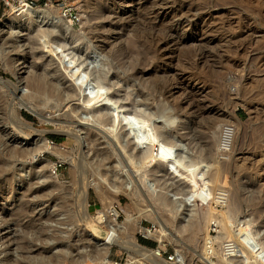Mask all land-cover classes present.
I'll return each instance as SVG.
<instances>
[{
  "label": "rangeland",
  "instance_id": "obj_1",
  "mask_svg": "<svg viewBox=\"0 0 264 264\" xmlns=\"http://www.w3.org/2000/svg\"><path fill=\"white\" fill-rule=\"evenodd\" d=\"M57 1L61 0H55L59 7ZM20 3L0 0V49L5 52V58H0V163H7L9 170L0 176V264L5 259L7 264H39L36 258L48 261L53 257L56 261L51 259V264L64 258L66 264H73L65 254L67 249L76 256L84 254L83 248L90 243L87 239L91 236L87 228L90 222L85 226L80 220L81 190L86 193L88 212L93 217L113 202L121 214L119 222L131 212L140 224L153 231L160 230L162 225L170 233L161 241L138 233L136 227L130 233L137 243L157 249L164 258L180 251L188 264H264V0L61 2V6L68 5L81 18L72 22V29L108 61L109 88L101 95L95 92L94 105L90 103L89 108H101L105 103L117 108L120 102L128 107L135 100L130 102L126 98L127 90L133 93L132 98L147 101L151 108L163 106L167 114L177 117L178 127H184L173 130H177L183 144L207 173L205 180L194 181L195 208L201 227L194 237L190 228L180 232L171 206L159 202L143 186V176L151 173V164L143 159L131 162L111 123L101 124L94 116L78 117L76 110L87 109V104L83 101V89L78 88L67 65L73 53L66 60L60 56L75 50L73 38L64 39V47L58 51L53 40L50 42L33 27L35 35L19 32L22 21L8 26ZM29 3L44 6V0ZM55 6L48 9L57 12ZM54 59L58 67L53 66ZM40 79L45 80V87L53 84L60 88L59 95L34 86ZM28 106L38 114L30 112ZM12 109L28 125L19 124ZM223 125L235 127L236 132L233 150L220 153L217 145ZM125 128L120 127V133ZM35 130H42L47 141L65 152L64 157L47 150L37 158H9L13 149L32 147ZM68 131L87 135L86 147L80 149L77 138ZM82 156L84 160L80 161ZM118 158L122 161L118 170L132 180L130 193H113L109 181L104 179L109 176L105 171H110ZM45 160L52 163L46 169L56 176L57 186L45 188L39 175L25 181L12 180L20 165L40 168ZM101 160L104 162L100 165ZM92 179L103 180L102 192L89 184ZM147 206L157 214L148 215ZM212 218H218L224 239L237 244L235 258L220 256V241L224 239L214 240V260L205 257L204 237ZM101 226V231L107 230ZM217 233L218 230L211 232L212 236ZM143 239L154 243H145ZM119 247H111L109 258L126 264L129 254Z\"/></svg>",
  "mask_w": 264,
  "mask_h": 264
},
{
  "label": "bare ground",
  "instance_id": "obj_2",
  "mask_svg": "<svg viewBox=\"0 0 264 264\" xmlns=\"http://www.w3.org/2000/svg\"><path fill=\"white\" fill-rule=\"evenodd\" d=\"M20 1H21L20 5L16 8L17 12L15 11V13L11 15L12 19L9 20L11 23L10 24L8 23L9 24L8 26L11 27L17 26L15 24L18 22L21 23L20 21H22L23 28L27 29L29 27L30 28L33 27L35 30H37V32L44 33L50 42L53 40V42L56 43L55 50L58 51H60V49L64 47V43L66 41V40L64 41V39L66 38L68 39V37L73 38V42L75 43L74 44L75 46L73 48L75 49L74 51L76 52H74L73 50L69 51V53L63 52L60 56L62 59L66 60L67 55L73 53L71 58H69L67 65L71 72L70 75L75 81V83L78 85V88L83 89L84 92L83 101L84 103L87 104V109L84 110L82 108L81 109L79 108L76 110L78 117L80 119H88L91 116H94L99 123L101 124L111 123L115 127V137L118 140V142L124 143L123 146L126 148V151L128 152V156L131 162L134 159H141V160L143 159L142 161H147L148 164H151L152 167L151 173L145 174V176H143L144 177L143 186H145L146 190L151 195L155 196L159 202L166 203L171 206V208L175 211L176 228L180 232L187 231V229L190 228L191 235L193 237L196 236L200 232L201 227H200V219L199 216H197L196 208H195L196 199H197L196 196L197 190L196 187L194 186V181L196 179L205 180L207 173H206V169L200 165L201 161L198 160L195 157V155L189 149H187V147L183 144L182 140L177 134L178 133L177 130H173L174 127H178V124H176L177 117L173 113L167 114L165 112V108L161 105H157V107L151 108L148 105L147 101L138 102V98L136 99L134 97L132 98L133 93L127 90H125L127 95L126 98L130 99L129 100L130 102H132L133 99L135 100L132 102V104H130V106L128 105V107L126 106L127 105L126 103H128L127 101L126 103H124L126 104L125 106L122 105L123 103L121 104V102L119 101L120 103H118L119 105L117 106V108L114 107L115 105L111 106L110 103H105L101 108H93V107L89 108L90 103L92 104V100L95 98L94 95L97 92H98L97 95H101L103 91L109 88L108 70H107V68H109L108 61L106 60V58L105 59L102 58V54L96 47L92 46L91 43L84 41L81 35L72 29L73 28L71 27L72 21L63 15L59 7L53 4H49L45 6H33L27 0H25V2L24 0H20ZM48 6H55L59 11L57 10V12L56 11L53 12L54 10L52 11V9L51 10L48 9ZM34 7H38V8H34ZM4 23L6 22H3V24ZM62 41H64V43ZM0 58H5V52L3 49H0ZM0 79H2L1 76ZM112 80H114V78ZM55 81L56 80H54V83ZM114 81H116V79ZM44 82L45 80L40 79L38 80L37 85L34 86H37V88L40 89L42 88V90L44 91L46 90L47 93L54 94L56 96L59 95L58 89L60 88L58 89L55 88L53 84H49L48 87H45ZM120 83L122 82L120 81ZM125 91L123 92L125 93ZM116 97L117 99H119L118 96ZM117 101L118 100H116L115 103H117ZM29 109L30 112H33L36 115L38 114V112L33 108H29ZM12 115L13 117L16 118V121L19 124L24 126L28 125V123L24 121L16 113L15 109H12ZM134 117H136L135 119L137 121L134 119ZM224 126L225 125H223L221 128L219 142L217 145L219 147L218 150H220V153H223V151L225 152L224 147L226 145H224L223 143L226 142H224V140L225 141L230 140L229 150H233V142L236 132V129L234 127L232 129V133L230 134L231 137H226V139H229L226 140L223 137ZM120 127H126L125 129L127 130L124 131L123 133H120V129H119ZM182 128L184 127H178V130ZM68 132L70 135H73L75 136V138H77L80 149H84L86 147L87 135L85 136L82 135L81 133L78 132L75 133L72 131H68ZM35 133H36L35 134L36 138L31 143L32 147H25L20 150L13 149L14 152L13 150L10 151V153H8L9 154L8 157L10 158L15 156H22L24 158L25 157L37 158L41 153L47 150L48 151L54 150L61 156L65 154V152L60 150L59 147L52 145L51 141L50 142L47 141L42 130H35ZM0 141H2V139ZM12 152L13 154H11ZM104 155L102 154L101 156ZM81 160H84V156H82V159L80 157V161ZM103 162L104 160H101L99 164L101 165V163ZM50 165H52V163L46 160L44 161V164L42 166H39L40 168L38 167L33 168L32 166L28 167V164L22 166L20 165V167L16 169V173H14L13 176L14 178L12 180H16L18 182V180L21 179L25 181L26 179H29V177H31L32 175H39L40 178L39 181L45 184V188L57 186L56 183L54 182L56 176H54L51 171L49 172V170L46 169V167H49ZM169 166L172 167L173 176H178L177 179H175V177L167 173L166 170L167 168H169ZM120 167H122V161L118 158L115 162L114 167L110 171L109 170L108 171L106 170L107 172L105 171V173H108L107 175L109 176H106L104 179L109 181L111 191L113 193L116 194L130 193L129 191H131V189L133 188L132 180L128 175L124 174L123 172L121 173L118 170V168ZM7 170H8V164L1 162L0 176L5 175L4 173ZM98 172H100V170ZM100 176L104 177V174H101ZM168 178L172 180L169 182ZM102 181L99 179H92L91 181H89L90 182L89 184L93 185L97 191L102 192L103 191ZM4 182H6V180ZM81 194L83 196L81 198V202L79 201L80 203L79 205L81 206L80 220L85 226L86 223L90 222V225L87 224L88 226L87 228H89L90 231L89 236L91 237L87 239L88 241H90V243L89 244L86 243L87 245H85V247L83 248L84 251L82 253L84 254H80L79 256H76L75 253H72L73 251L71 252L68 251L67 249V252H65V254L71 263L88 264L87 263L88 261H92L98 264H114L110 260L109 254L111 252V247L113 245L116 246L118 245L123 249H125L129 254V258H127L128 260L126 264H131L135 261H139L143 264H171L169 262L172 261L162 257L157 249H151L149 247L137 243L134 237H132L130 233V230L136 227L138 233L144 235H151L153 237H156V239H158L159 241H161L163 238H165L166 234L170 233V232L169 233L166 232V230L162 225L160 230L153 231L152 230L153 228L144 227L142 224H140L139 219H137L136 216H134L131 212H127L126 218L123 221L119 222V219L117 220L116 218L109 216L112 208L116 207V203H115L116 201L114 202L115 204H112L113 203L112 202L110 205L105 206V208L98 210V214L93 217L88 212V207H87L88 202L86 199L85 191L81 190ZM219 202H222V200ZM142 209L143 210L141 211H144L143 207ZM139 212H140V207H139ZM145 212L147 214L148 212L157 214L156 210L151 206H147V208H145ZM145 212L144 214H146ZM94 219L97 222H95ZM101 224L103 226H106L107 228L106 231L104 232L101 231L103 228ZM213 227H215V229L218 230V233L215 236H212L211 234L212 232L211 230H213ZM219 227H221V225L219 223L218 218H212L211 221L209 222L207 234L204 237L205 244H204L203 252L205 254V257L208 256V258H210L211 261L214 260L213 255L217 254V251L213 246L214 240L216 241L222 240L225 237L224 233L222 232L220 233L221 228ZM229 228L231 229V224H229ZM242 237L246 243L249 242V239L246 236H242ZM226 241H229L234 245L235 249L233 250V252H229L224 248V244ZM220 243L222 244V248L221 250H219V253L221 254L220 256H222V258L232 259L238 255L237 244L235 243L234 240L224 239L223 241H220ZM89 245H92V248H90L91 246ZM87 246H89L90 249L87 248ZM64 250L66 249L64 248ZM26 258L28 259V257ZM48 258L50 259V257ZM36 259H38L39 264L44 262H46V264H51L50 262L51 259L48 261L47 260L43 261L42 258H36ZM174 260H173L174 264H188L185 259V256L180 251L177 253ZM66 261H67L66 258H64L60 261L54 263L52 262V264H66L65 263ZM8 262H9L8 259H5L4 264H7ZM208 264H217V263L216 261H212Z\"/></svg>",
  "mask_w": 264,
  "mask_h": 264
},
{
  "label": "built area",
  "instance_id": "obj_3",
  "mask_svg": "<svg viewBox=\"0 0 264 264\" xmlns=\"http://www.w3.org/2000/svg\"><path fill=\"white\" fill-rule=\"evenodd\" d=\"M29 2H32V3H35L39 0H28ZM61 1H57V5L59 6V9L62 11L63 15L66 16L68 19H70L72 22H79L80 21V16L78 15L77 12H73V9L71 7H69L68 5L64 4L61 6ZM55 0H44V6L45 5H49V4H53L55 5ZM232 129H233V126H230V125H225L224 126V132H223V137L224 139H226V137H231L230 134L232 133ZM226 140H229V139H226ZM224 142L226 143H223L224 145H226L224 147V150L225 151H228L229 150V147H230V140L229 141H225ZM120 211L118 210L117 206L116 207H113L112 210L110 211V214L109 216L113 217V218H116L117 220L120 218ZM216 230L215 227H213V230L214 231ZM144 235V234H143ZM224 248L229 251V252H233V250L235 249L234 248V245L229 242V241H226L225 244H224ZM160 255L162 256V253L159 251ZM163 257V256H162ZM167 260H170V261H173L175 259V255L174 254H169L168 255V258L166 257ZM114 264H122L120 262H118L117 260H111ZM92 264H98V263H92Z\"/></svg>",
  "mask_w": 264,
  "mask_h": 264
},
{
  "label": "water",
  "instance_id": "obj_4",
  "mask_svg": "<svg viewBox=\"0 0 264 264\" xmlns=\"http://www.w3.org/2000/svg\"><path fill=\"white\" fill-rule=\"evenodd\" d=\"M5 27H6V25L4 26V28H5ZM4 28H3V29H4ZM18 30H19V32H20V31H26V32L29 31V32H30L29 34H32V35H35V33H36L35 30H34L33 28H31V29H27V30H22V29L19 27ZM11 33H12V32H11ZM41 52H42V50H41ZM53 66H54V67H58V64H57L56 59H54V61H53ZM43 71H44V70H43ZM56 77H57V76H55V78H56ZM166 171H167V173H168L169 175H172V176H173L172 167L169 166V168H167ZM173 177H175V179H177L178 176H173ZM56 258H57V256H56Z\"/></svg>",
  "mask_w": 264,
  "mask_h": 264
},
{
  "label": "trees",
  "instance_id": "obj_5",
  "mask_svg": "<svg viewBox=\"0 0 264 264\" xmlns=\"http://www.w3.org/2000/svg\"><path fill=\"white\" fill-rule=\"evenodd\" d=\"M28 117H31V115H29V114H26ZM54 139H57V138H59V137H57V136H52ZM143 241L145 242V243H149V244H153L154 242L153 241H151V240H146V239H143Z\"/></svg>",
  "mask_w": 264,
  "mask_h": 264
}]
</instances>
